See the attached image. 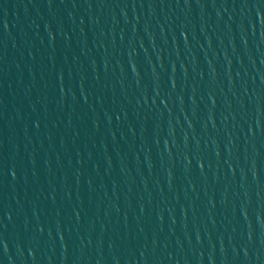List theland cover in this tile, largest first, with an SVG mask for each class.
I'll use <instances>...</instances> for the list:
<instances>
[{
  "label": "water",
  "instance_id": "water-1",
  "mask_svg": "<svg viewBox=\"0 0 264 264\" xmlns=\"http://www.w3.org/2000/svg\"><path fill=\"white\" fill-rule=\"evenodd\" d=\"M0 264H264V0H0Z\"/></svg>",
  "mask_w": 264,
  "mask_h": 264
}]
</instances>
